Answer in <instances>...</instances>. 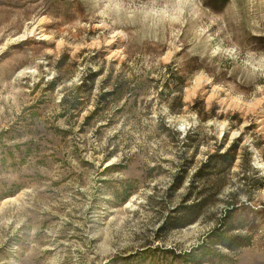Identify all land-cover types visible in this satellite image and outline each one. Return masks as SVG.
Instances as JSON below:
<instances>
[{
  "label": "rangeland",
  "instance_id": "rangeland-1",
  "mask_svg": "<svg viewBox=\"0 0 264 264\" xmlns=\"http://www.w3.org/2000/svg\"><path fill=\"white\" fill-rule=\"evenodd\" d=\"M0 264H264V0H0Z\"/></svg>",
  "mask_w": 264,
  "mask_h": 264
}]
</instances>
